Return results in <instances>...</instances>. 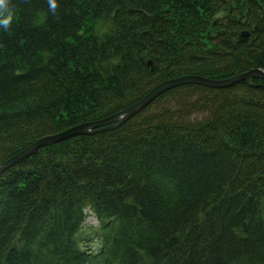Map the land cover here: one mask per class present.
I'll use <instances>...</instances> for the list:
<instances>
[{
  "label": "trees",
  "instance_id": "1",
  "mask_svg": "<svg viewBox=\"0 0 264 264\" xmlns=\"http://www.w3.org/2000/svg\"><path fill=\"white\" fill-rule=\"evenodd\" d=\"M7 2L0 162L170 78L264 69V0ZM0 264H264V80L174 87L6 169Z\"/></svg>",
  "mask_w": 264,
  "mask_h": 264
},
{
  "label": "water",
  "instance_id": "2",
  "mask_svg": "<svg viewBox=\"0 0 264 264\" xmlns=\"http://www.w3.org/2000/svg\"><path fill=\"white\" fill-rule=\"evenodd\" d=\"M255 77L264 79V70L251 69L248 72H244L235 75L233 77L218 81H211L210 79H207L199 75H186V76L163 81L158 85L154 86L151 90H149L144 96H142L131 106L111 116L96 121H91L80 125H76L71 128H68L67 130L62 131L61 133L46 135L44 137L37 139L27 147L23 148L19 152L10 156L7 160L0 162V173H2L4 170L12 166L13 164L18 163L25 158H28L29 156L34 154L39 148L47 144L56 143L76 135L93 134V133L113 129L119 126L120 124H122L123 122H125L133 115H135L137 112L143 110L149 103L155 100L161 93L175 86L192 83V84H201L213 88H221V87L233 85L241 80H249Z\"/></svg>",
  "mask_w": 264,
  "mask_h": 264
},
{
  "label": "clouds",
  "instance_id": "3",
  "mask_svg": "<svg viewBox=\"0 0 264 264\" xmlns=\"http://www.w3.org/2000/svg\"><path fill=\"white\" fill-rule=\"evenodd\" d=\"M50 8L55 11V0H49ZM12 21V12L8 7L7 0H0V26L7 29Z\"/></svg>",
  "mask_w": 264,
  "mask_h": 264
},
{
  "label": "rangeland",
  "instance_id": "4",
  "mask_svg": "<svg viewBox=\"0 0 264 264\" xmlns=\"http://www.w3.org/2000/svg\"><path fill=\"white\" fill-rule=\"evenodd\" d=\"M92 225H96V221L94 220L93 217H88V219H86L85 223H84V229L83 231L84 234H83V237L87 236L88 235V230L89 228L92 226ZM90 231V230H89ZM86 245H89V246H95V242L93 240H90L88 242H84Z\"/></svg>",
  "mask_w": 264,
  "mask_h": 264
},
{
  "label": "bare ground",
  "instance_id": "5",
  "mask_svg": "<svg viewBox=\"0 0 264 264\" xmlns=\"http://www.w3.org/2000/svg\"><path fill=\"white\" fill-rule=\"evenodd\" d=\"M255 69V68H254ZM251 70V69H250ZM249 71V70H248ZM248 71H245V72H248ZM234 75H231V76H229V77H220V78H210V77H205V78H207V79H210L211 81H218V80H223V79H226V78H230V77H233ZM209 88H213V87H209ZM154 101V100H153ZM133 103H135V102H133ZM132 103V104H133ZM132 104H130V105H128L127 107H129V106H131ZM126 107V108H127ZM125 109V108H124ZM138 113V112H137ZM136 113V114H137ZM77 125H80V124H77ZM74 126H76V125H74ZM71 127H73V126H71ZM71 127H69V128H71ZM68 129V128H67ZM67 129H65V130H67ZM62 131H60V132H58V133H61ZM58 133H55V134H58ZM129 232V231H128ZM130 233V232H129Z\"/></svg>",
  "mask_w": 264,
  "mask_h": 264
}]
</instances>
